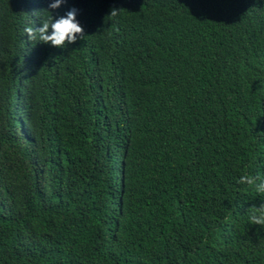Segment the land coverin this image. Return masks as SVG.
Segmentation results:
<instances>
[{
  "label": "trees",
  "instance_id": "1",
  "mask_svg": "<svg viewBox=\"0 0 264 264\" xmlns=\"http://www.w3.org/2000/svg\"><path fill=\"white\" fill-rule=\"evenodd\" d=\"M41 1L0 0V264H264V194L235 180L264 174V0H67L64 49L27 40Z\"/></svg>",
  "mask_w": 264,
  "mask_h": 264
},
{
  "label": "clouds",
  "instance_id": "2",
  "mask_svg": "<svg viewBox=\"0 0 264 264\" xmlns=\"http://www.w3.org/2000/svg\"><path fill=\"white\" fill-rule=\"evenodd\" d=\"M45 1L42 0L38 4V10H33L32 17L33 23L25 26L24 33L27 34V40L40 42L50 47H55L59 49H64L68 45L74 44L78 40L83 38V27L79 21L78 9L75 6H69L66 8L62 14L57 13L55 10L58 9L62 4L67 3V0H47V6H45ZM43 9L46 10L47 14L42 15ZM115 9V8H114ZM114 14V13H113ZM243 23H238L231 29H244ZM29 47V44H27ZM32 47V46H30ZM29 47V48H30ZM152 71L157 74H164L167 71V66L160 63L155 64L152 68ZM24 75L21 74L19 78L13 79L11 83L12 90L16 93L18 99V106L22 107V103L25 99L26 87L24 84ZM16 87L19 88V93L16 92ZM82 88L89 89V100L87 107L89 110H93L91 107V102L94 98L102 100L105 104L107 103L106 95L103 86L97 81H87L82 80ZM23 101L20 102L21 97ZM55 113H53V116ZM26 117V112L20 111L18 113V118L15 120V127L19 129L22 124V128L19 131H25L26 123L24 118ZM106 120V119H105ZM103 121L93 127L92 129L99 128H115L123 132H131L133 126L137 127L138 135H147V132L153 130V127L143 121H134L132 123H125L118 118L109 115L107 118L108 122ZM32 151L34 148L29 147ZM47 155V151L41 153L40 158L37 160L38 167L47 171L58 170L61 165V161L55 162L54 159H50ZM237 183L251 185L257 194H264V174L256 173L253 175L242 174L235 178ZM248 216L247 221L250 225H262L264 226V200H260V203L257 205H251L247 208ZM85 220L83 217H79L78 220L74 223L71 233L83 229Z\"/></svg>",
  "mask_w": 264,
  "mask_h": 264
},
{
  "label": "rangeland",
  "instance_id": "3",
  "mask_svg": "<svg viewBox=\"0 0 264 264\" xmlns=\"http://www.w3.org/2000/svg\"><path fill=\"white\" fill-rule=\"evenodd\" d=\"M30 46H31V45L29 44V47H30ZM16 92H17V93H19V88H17V87H16ZM19 97H21V100H20V102H22V101H23V98H22V96H19ZM20 125H21V126L19 127V129H21V128H22V124H21V123H20Z\"/></svg>",
  "mask_w": 264,
  "mask_h": 264
}]
</instances>
